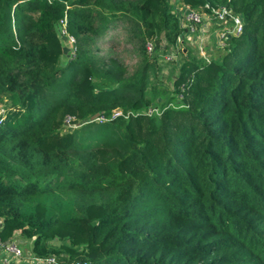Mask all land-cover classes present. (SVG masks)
Masks as SVG:
<instances>
[{
  "label": "trees",
  "instance_id": "trees-1",
  "mask_svg": "<svg viewBox=\"0 0 264 264\" xmlns=\"http://www.w3.org/2000/svg\"><path fill=\"white\" fill-rule=\"evenodd\" d=\"M173 1L0 0L3 241L66 264H264V0H181L228 4L244 28L209 61L163 63L170 90L146 94L156 55L135 81H94V40L121 20L175 43ZM64 17L79 53L61 65Z\"/></svg>",
  "mask_w": 264,
  "mask_h": 264
},
{
  "label": "rangeland",
  "instance_id": "rangeland-1",
  "mask_svg": "<svg viewBox=\"0 0 264 264\" xmlns=\"http://www.w3.org/2000/svg\"><path fill=\"white\" fill-rule=\"evenodd\" d=\"M62 30H64V26L61 22H59V25L57 26V31L62 41L64 50L61 65H66L68 61H71L72 59H75L77 57V54L79 53V45L75 36V42L71 44L66 38L68 34H63ZM146 38L147 37L141 33V28H139L137 24L130 20L119 21L115 26L109 28L107 31L97 37L94 40V46H92V49L97 53L101 61L97 63L98 75L94 77V81L97 84H103L104 86L116 87L119 85L120 82H128L130 80L135 81L136 79L140 78V71L145 61L155 59H152L153 55H150L145 50ZM213 38L214 37L211 34L205 38V42L208 45V49L212 48ZM158 41L165 42L166 46L169 47V43L167 40L164 39V37H160ZM186 50L188 51V54L184 56V53L187 52ZM196 50V46L193 43L184 40L182 49L179 50L178 55L184 58L195 57L196 60H198L200 58ZM179 60L180 59H178L176 63H178ZM155 63L156 65H154L153 68L148 72L149 82L147 85L146 94L153 91L154 88H157L158 90L172 89V75L178 73V67L163 64L165 63V61L157 59ZM68 73L69 75H72L75 79H78L80 76V72H77L76 69H70ZM66 78H68V76H66ZM165 86H167L168 88H166ZM127 90L128 98L136 97V93L134 92L133 88H127ZM165 96L166 94H164L163 96L159 95V98H153L151 95H148L154 105L159 103L157 102L158 99H160V101H164ZM5 106L6 104L4 101L0 102V117H4L3 113ZM116 108L113 109V111L117 110ZM73 120L74 117L72 115L66 116L65 124L67 127L66 129H68L69 131L78 130L83 124L81 123L73 125ZM92 128L93 127L84 128L85 133L82 134L81 132L80 136L86 137L87 132L89 134L97 133V130ZM81 130L83 131V129ZM100 134H103V132H100ZM110 154H113V152H111ZM15 235V239L17 240V242H21V245L23 241L27 240V238L23 237L17 231L15 232ZM25 244L26 247L25 245H23L24 247H21L30 250V241Z\"/></svg>",
  "mask_w": 264,
  "mask_h": 264
},
{
  "label": "built area",
  "instance_id": "built-area-1",
  "mask_svg": "<svg viewBox=\"0 0 264 264\" xmlns=\"http://www.w3.org/2000/svg\"><path fill=\"white\" fill-rule=\"evenodd\" d=\"M173 11L178 18L181 33L177 37L173 45L166 46L165 42H158L156 46L155 40L148 39L145 42V48L150 55H156L157 59L161 61H177L178 52L182 49L184 40L190 41L196 46V51L199 56L209 61L207 51L208 45L205 38L210 34L214 37L212 45L215 48H224L228 44L231 36L239 35L244 28L243 18L241 15L235 13L228 4H211L204 3V5L197 8L181 1L174 0ZM64 26L63 34H68L66 38L73 44L75 42L74 36L68 32L66 28V17L60 20ZM184 39V40H183ZM150 108L147 112L151 113ZM122 111L114 110L112 117L121 115ZM95 120L103 121L104 118L98 117ZM2 117H0V122ZM3 222L0 219V231ZM15 239L3 241L0 237V264H66L57 259L53 254L46 257H36L33 253L21 247ZM69 264H82L75 261Z\"/></svg>",
  "mask_w": 264,
  "mask_h": 264
},
{
  "label": "water",
  "instance_id": "water-1",
  "mask_svg": "<svg viewBox=\"0 0 264 264\" xmlns=\"http://www.w3.org/2000/svg\"><path fill=\"white\" fill-rule=\"evenodd\" d=\"M116 109H117V110H120V107H117ZM96 118H98V114H94L93 116H91L90 121H93V120H95Z\"/></svg>",
  "mask_w": 264,
  "mask_h": 264
}]
</instances>
